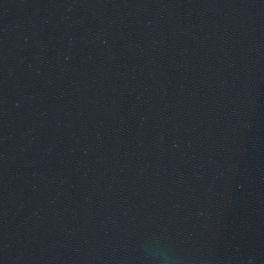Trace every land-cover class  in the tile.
Returning a JSON list of instances; mask_svg holds the SVG:
<instances>
[{
    "label": "water",
    "instance_id": "obj_1",
    "mask_svg": "<svg viewBox=\"0 0 264 264\" xmlns=\"http://www.w3.org/2000/svg\"><path fill=\"white\" fill-rule=\"evenodd\" d=\"M0 264H264V0H0Z\"/></svg>",
    "mask_w": 264,
    "mask_h": 264
}]
</instances>
